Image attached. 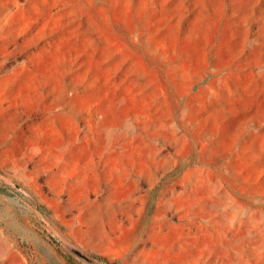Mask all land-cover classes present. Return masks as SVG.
Segmentation results:
<instances>
[{"label":"rangeland","instance_id":"rangeland-1","mask_svg":"<svg viewBox=\"0 0 264 264\" xmlns=\"http://www.w3.org/2000/svg\"><path fill=\"white\" fill-rule=\"evenodd\" d=\"M0 189V264H264V0H0Z\"/></svg>","mask_w":264,"mask_h":264},{"label":"water","instance_id":"water-1","mask_svg":"<svg viewBox=\"0 0 264 264\" xmlns=\"http://www.w3.org/2000/svg\"><path fill=\"white\" fill-rule=\"evenodd\" d=\"M51 240L55 241V242H60V239L53 236L50 237ZM65 248L73 255L79 257L81 260L91 264L93 263L91 259H89L87 256H85L82 252H80L78 249L74 248L73 246L64 244Z\"/></svg>","mask_w":264,"mask_h":264},{"label":"trees","instance_id":"trees-1","mask_svg":"<svg viewBox=\"0 0 264 264\" xmlns=\"http://www.w3.org/2000/svg\"><path fill=\"white\" fill-rule=\"evenodd\" d=\"M6 191L4 189H0V193H5ZM36 208L41 211V212H46V209L43 206H36ZM94 259L103 261V262H107L106 259H104L103 257H99V256H94Z\"/></svg>","mask_w":264,"mask_h":264}]
</instances>
